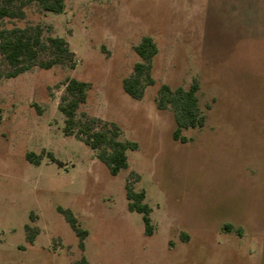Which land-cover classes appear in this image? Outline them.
Instances as JSON below:
<instances>
[{
	"label": "rangeland",
	"instance_id": "1",
	"mask_svg": "<svg viewBox=\"0 0 264 264\" xmlns=\"http://www.w3.org/2000/svg\"><path fill=\"white\" fill-rule=\"evenodd\" d=\"M21 18L4 28H40L53 50L9 78L0 54V264H264V0H66L62 13L36 0H0ZM158 47L154 84L134 99L123 80L141 61L135 47ZM88 83L76 121L136 144L129 166L111 175L99 151L65 132L66 84ZM199 85L202 128L174 139L172 107L160 88ZM40 156V164L27 159ZM127 187L145 192L153 234L128 210ZM88 230L85 249L59 212Z\"/></svg>",
	"mask_w": 264,
	"mask_h": 264
},
{
	"label": "trees",
	"instance_id": "2",
	"mask_svg": "<svg viewBox=\"0 0 264 264\" xmlns=\"http://www.w3.org/2000/svg\"><path fill=\"white\" fill-rule=\"evenodd\" d=\"M13 0H9L11 3ZM47 12L62 13L65 9L66 0H36ZM22 12L13 11L9 7L0 6V22L6 18H21ZM53 50V56L49 61L40 64L43 68H51L57 63L63 62L65 56L70 52L67 42L61 37H47L43 39V32L40 28H4L0 31V54L4 57L10 68L7 77H17L30 70L34 65L41 51ZM136 53L141 61L134 66V75L123 80V89L134 99H140L144 95L145 85L154 84L152 78V61L158 53V47L150 36L143 37L140 44L135 47ZM3 75L0 73V79ZM88 83L69 79L66 84V94L62 97L63 104L60 106L61 112L65 116V132L70 134L77 126V134L84 135V142L92 149L99 151V159L107 166L113 176H117L122 170L129 166L128 150L135 149L136 144L125 142L120 139V128L117 124L111 123L106 130H96L89 123H78L76 121L77 112L81 104L85 103L88 93ZM199 85L195 82L189 89L178 87L172 89L169 85L161 86L159 94L160 108L172 107L177 128L174 132V139L187 143L189 139L181 135L183 129L202 128L205 125L206 117L199 110V99L197 92ZM2 112L0 109V124ZM27 159L35 164H40V156L31 152L27 154ZM126 198L128 200V210L138 212L143 215V221L147 235L153 234L151 219L152 208L145 203V192H136L127 187ZM59 212L63 214L72 230L79 238V246L85 249V239L89 232L81 227L78 219L70 209L59 207ZM82 264H87L86 258L82 259Z\"/></svg>",
	"mask_w": 264,
	"mask_h": 264
}]
</instances>
